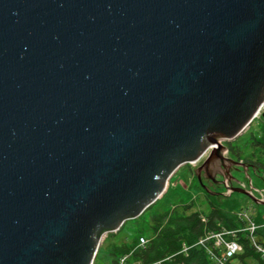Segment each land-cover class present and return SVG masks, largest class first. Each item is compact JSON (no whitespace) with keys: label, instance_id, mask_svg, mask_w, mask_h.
<instances>
[{"label":"water","instance_id":"95a60500","mask_svg":"<svg viewBox=\"0 0 264 264\" xmlns=\"http://www.w3.org/2000/svg\"><path fill=\"white\" fill-rule=\"evenodd\" d=\"M263 106L264 0H0V264H93L211 147L264 206L225 144Z\"/></svg>","mask_w":264,"mask_h":264},{"label":"trees","instance_id":"16d2710c","mask_svg":"<svg viewBox=\"0 0 264 264\" xmlns=\"http://www.w3.org/2000/svg\"><path fill=\"white\" fill-rule=\"evenodd\" d=\"M251 146L259 147L263 155L262 161L250 159L249 162L254 165L251 166L257 172L264 171V136L261 139L252 137ZM245 164L248 166L247 162ZM208 201V213L197 211L192 204H186L172 211L152 215L148 227L152 237L148 245L139 246L141 235L130 245L114 246L111 251L115 258L114 264H118L123 256H128V264H212L206 250L196 245L197 242L208 234L244 229L246 221L225 210L210 196ZM253 221L259 226L253 237L264 245V222L261 219ZM138 233L140 235L143 232ZM235 239L241 244L242 252L236 254L232 261L236 260L238 264H262L248 232H236Z\"/></svg>","mask_w":264,"mask_h":264},{"label":"rangeland","instance_id":"374dc122","mask_svg":"<svg viewBox=\"0 0 264 264\" xmlns=\"http://www.w3.org/2000/svg\"><path fill=\"white\" fill-rule=\"evenodd\" d=\"M264 136V118L262 114H259L252 122L251 126L232 143H227L229 153L227 157L241 162H247L248 166H254L250 163V159L262 161L263 155L259 147L251 146L252 137L261 139ZM195 165L186 164L182 166L177 173L171 178L169 187L166 194L152 207L146 210L138 218L127 221L120 231L116 234L108 235L102 242L98 255L93 264H114V256L111 255V251L114 246H120L122 244L130 245L139 236H144L150 239L152 236L148 230L150 225L151 216L154 214H161L168 211H172L178 206L192 204L194 209L203 213L210 212V205L208 196L216 201L221 207L235 215L239 216L241 213H245L254 220L261 219L264 222V206L257 204L250 200L243 194L234 193L231 196L224 194H210L205 192L204 187L200 184L194 175ZM241 170H233L232 174L235 178H238V183L232 182L231 187L243 188L244 181L239 179L246 178V171L243 168ZM206 187L214 192L222 193L227 191L226 186H215L210 182L204 181ZM246 188L244 190L251 191L258 199H261V193L264 192V171L257 172L254 167L249 168L246 178ZM251 189L263 190L255 191ZM138 232H143L139 235ZM113 252V251H112ZM231 264H238L236 260L231 261Z\"/></svg>","mask_w":264,"mask_h":264},{"label":"built area","instance_id":"2783aa9c","mask_svg":"<svg viewBox=\"0 0 264 264\" xmlns=\"http://www.w3.org/2000/svg\"><path fill=\"white\" fill-rule=\"evenodd\" d=\"M263 112H264V106L261 108L258 115L262 114ZM211 150L212 147L207 150V152L202 156V158L199 161L193 163L192 165L196 166L201 160L206 159ZM260 193H261V200L264 201V192H260ZM238 217L246 221V227L236 232L238 233L239 231L240 232L244 231L249 233L252 246L260 256L261 263L264 264V245L258 243L256 239L253 237L259 226L253 221L251 217L245 215V213L239 214ZM236 232L223 230L221 232L208 234L204 238L200 239L196 245L201 246L206 250L210 259L212 260V264H231L233 257L236 254L242 252L241 244L238 242V240L235 239ZM148 243H149V239L145 238L144 236H141L139 238V246L145 247L148 245ZM118 264H128V256L121 257L119 259Z\"/></svg>","mask_w":264,"mask_h":264},{"label":"flooded vegetation","instance_id":"af4514ba","mask_svg":"<svg viewBox=\"0 0 264 264\" xmlns=\"http://www.w3.org/2000/svg\"><path fill=\"white\" fill-rule=\"evenodd\" d=\"M226 145H227V143H225ZM204 161H205V159L204 160H201L197 165H196V168H195V170L196 169H198V168H200L201 166H202V164L204 163ZM250 168L252 167V166H249ZM226 168H229V165L228 164H226ZM239 170H241V169H239ZM222 173L224 176H226V169H222V168H217V167H215L214 165L213 166H211V167H203V169H202V171L200 172V178H201V181L202 182H204V181H207V182H210L211 184H213V185H215V186H219L220 185V182L221 181H223V177L222 176H220L219 174H217L216 175V181L215 182H213V181H211L210 179H207L206 177H208V176H212V175H214L213 173ZM233 172V171H232ZM195 175V177H196V180L199 182V180L197 179V176H196V174H194ZM200 183V182H199ZM201 184V183H200Z\"/></svg>","mask_w":264,"mask_h":264},{"label":"bare ground","instance_id":"6f19581e","mask_svg":"<svg viewBox=\"0 0 264 264\" xmlns=\"http://www.w3.org/2000/svg\"><path fill=\"white\" fill-rule=\"evenodd\" d=\"M210 149V148H209ZM105 238H102V240H101V244H102V242H103V240H104Z\"/></svg>","mask_w":264,"mask_h":264}]
</instances>
